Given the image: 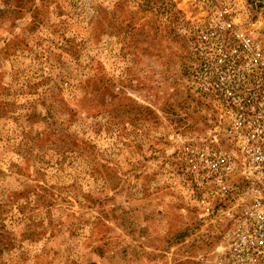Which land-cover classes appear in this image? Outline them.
<instances>
[{"label":"rangeland","instance_id":"obj_1","mask_svg":"<svg viewBox=\"0 0 264 264\" xmlns=\"http://www.w3.org/2000/svg\"><path fill=\"white\" fill-rule=\"evenodd\" d=\"M241 35L264 0H0V264H223Z\"/></svg>","mask_w":264,"mask_h":264},{"label":"built area","instance_id":"obj_2","mask_svg":"<svg viewBox=\"0 0 264 264\" xmlns=\"http://www.w3.org/2000/svg\"><path fill=\"white\" fill-rule=\"evenodd\" d=\"M240 39L248 61L228 64L217 87L225 131L252 181L251 200L236 214L222 257L223 264H264V55Z\"/></svg>","mask_w":264,"mask_h":264}]
</instances>
